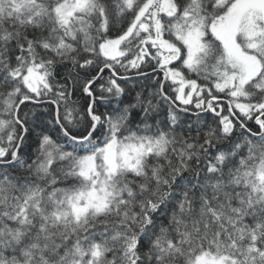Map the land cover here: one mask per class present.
<instances>
[{"label":"snow or ice","instance_id":"obj_1","mask_svg":"<svg viewBox=\"0 0 264 264\" xmlns=\"http://www.w3.org/2000/svg\"><path fill=\"white\" fill-rule=\"evenodd\" d=\"M0 264H264V0H0Z\"/></svg>","mask_w":264,"mask_h":264}]
</instances>
